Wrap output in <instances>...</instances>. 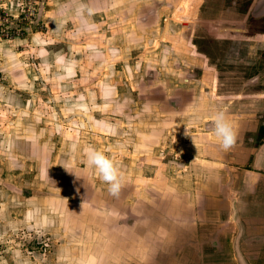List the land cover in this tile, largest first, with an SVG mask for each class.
<instances>
[{"label": "rangeland", "instance_id": "374dc122", "mask_svg": "<svg viewBox=\"0 0 264 264\" xmlns=\"http://www.w3.org/2000/svg\"><path fill=\"white\" fill-rule=\"evenodd\" d=\"M217 112L239 151L264 138V0H0V264H264L169 248L212 149L230 176Z\"/></svg>", "mask_w": 264, "mask_h": 264}, {"label": "crops", "instance_id": "0c3cea01", "mask_svg": "<svg viewBox=\"0 0 264 264\" xmlns=\"http://www.w3.org/2000/svg\"><path fill=\"white\" fill-rule=\"evenodd\" d=\"M236 117L251 116L238 115ZM243 132L240 129L238 135H242ZM213 134L214 132H211V136ZM236 139L238 140L237 137ZM258 139V144L253 147L247 146L248 144L245 145L246 147L242 148L245 152L239 151V146L236 147V145H232L227 150L228 159L233 164V167H229L230 176L228 179L226 177H221L220 180L214 179V175L218 172L215 169V167L218 168V162L215 161L217 153L212 149L207 154L213 160L206 158L204 166L212 167L202 169L203 180L196 182L195 185L197 188L196 196L200 205L199 210L187 214L186 211L187 216L180 217V230L177 229L179 231L175 232V229H172V232L167 234L168 238L169 235L171 236L169 248L173 250V256L177 257L180 250L185 252L192 250L211 251L213 252L211 260H216L217 252L226 250L225 246L229 242L232 246L231 250L240 259L243 258V252L246 250L264 251V138L260 139L258 136ZM246 165L249 166L244 167ZM206 174H209L208 177L212 176V179L205 178ZM201 196L204 197L202 203L199 201ZM179 200L180 203H177L179 210H188V203L185 199L179 197ZM203 215L204 217H202ZM165 217L170 219L169 214L165 213ZM165 217L158 218V216L154 217L153 214L148 215L149 225L148 229L145 228V233L147 232L152 237L155 225L152 221H156V223L159 221L164 224ZM206 219L211 222H205ZM208 230L209 232H207ZM205 257L209 258V256ZM205 260L207 261V259ZM183 261L185 258L179 256L178 263L183 264ZM243 264H246L245 261Z\"/></svg>", "mask_w": 264, "mask_h": 264}, {"label": "clouds", "instance_id": "9594fccd", "mask_svg": "<svg viewBox=\"0 0 264 264\" xmlns=\"http://www.w3.org/2000/svg\"><path fill=\"white\" fill-rule=\"evenodd\" d=\"M214 132L220 139L224 149L230 148L235 143V132L231 124L226 119L223 112H217L213 116ZM86 160L88 165L95 168L99 177L108 185V190L112 195H118L122 187V173L116 163L104 152L89 147L86 150ZM195 160V159H194Z\"/></svg>", "mask_w": 264, "mask_h": 264}, {"label": "trees", "instance_id": "16d2710c", "mask_svg": "<svg viewBox=\"0 0 264 264\" xmlns=\"http://www.w3.org/2000/svg\"><path fill=\"white\" fill-rule=\"evenodd\" d=\"M261 134H262V135L264 134V128L261 129Z\"/></svg>", "mask_w": 264, "mask_h": 264}]
</instances>
